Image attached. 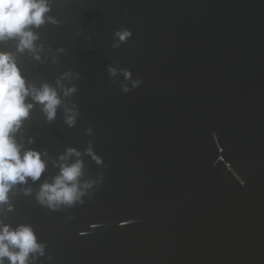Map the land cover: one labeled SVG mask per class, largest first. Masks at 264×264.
Instances as JSON below:
<instances>
[{
    "label": "water",
    "instance_id": "1",
    "mask_svg": "<svg viewBox=\"0 0 264 264\" xmlns=\"http://www.w3.org/2000/svg\"><path fill=\"white\" fill-rule=\"evenodd\" d=\"M54 15L45 54H67L25 64L38 83L79 72L82 115L49 125L37 107L25 132L53 157L91 141L104 167L85 156L86 178L105 179L60 212L14 194L11 222L54 264H264V0H57ZM121 27L133 38L113 49ZM108 65L143 84L123 94Z\"/></svg>",
    "mask_w": 264,
    "mask_h": 264
},
{
    "label": "clouds",
    "instance_id": "2",
    "mask_svg": "<svg viewBox=\"0 0 264 264\" xmlns=\"http://www.w3.org/2000/svg\"><path fill=\"white\" fill-rule=\"evenodd\" d=\"M57 0H0V264H54L48 253V244L42 241L31 224L12 223L16 211L13 195L33 197L37 204L52 212H60L77 205L84 206L92 200L105 179L100 173L95 179L86 178L84 157H89L99 167L104 160L96 154L90 141L82 152L67 147L53 157L47 149L31 147L35 137L25 132L26 123L37 107L49 125L59 114L64 123L75 128L81 117L78 95L79 72H61L54 83L30 79L24 58L44 65L61 63L59 54L67 49L59 47L57 55H46L41 42V29L51 25L61 27L62 21L54 15ZM79 35V33H77ZM133 38V33L121 27L113 34V49H120ZM88 41L92 40L89 35ZM52 49L48 48V53ZM111 82L120 85L123 94L141 87L142 79L133 78L131 70L108 65ZM123 77V83L117 79ZM88 136L94 129H86ZM55 169L49 176V168ZM43 177V179H42ZM32 185H38L34 189ZM66 218V222L74 220Z\"/></svg>",
    "mask_w": 264,
    "mask_h": 264
}]
</instances>
